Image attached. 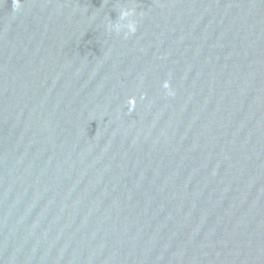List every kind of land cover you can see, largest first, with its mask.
I'll list each match as a JSON object with an SVG mask.
<instances>
[{"label": "water", "instance_id": "95a60500", "mask_svg": "<svg viewBox=\"0 0 264 264\" xmlns=\"http://www.w3.org/2000/svg\"><path fill=\"white\" fill-rule=\"evenodd\" d=\"M0 264H264V0H0Z\"/></svg>", "mask_w": 264, "mask_h": 264}, {"label": "clouds", "instance_id": "9594fccd", "mask_svg": "<svg viewBox=\"0 0 264 264\" xmlns=\"http://www.w3.org/2000/svg\"><path fill=\"white\" fill-rule=\"evenodd\" d=\"M135 15V10H124L121 13L120 22L116 23L115 25H111L114 27L116 31H121L124 28L128 29L129 34L134 33L137 29L136 21L129 19ZM127 20V23H123V21Z\"/></svg>", "mask_w": 264, "mask_h": 264}]
</instances>
